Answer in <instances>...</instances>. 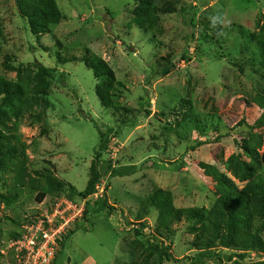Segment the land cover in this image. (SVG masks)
Masks as SVG:
<instances>
[{
  "label": "rangeland",
  "instance_id": "374dc122",
  "mask_svg": "<svg viewBox=\"0 0 264 264\" xmlns=\"http://www.w3.org/2000/svg\"><path fill=\"white\" fill-rule=\"evenodd\" d=\"M169 1L142 27L136 0H56L66 18L34 35L19 0H0V75L25 93L0 97V147L25 143L42 186L0 164V264H27V226L64 206L74 220L53 264H264V248L241 247L246 233L264 240V218L228 210L264 185V0ZM88 48L114 70L113 107ZM100 130L103 177L85 198Z\"/></svg>",
  "mask_w": 264,
  "mask_h": 264
},
{
  "label": "trees",
  "instance_id": "16d2710c",
  "mask_svg": "<svg viewBox=\"0 0 264 264\" xmlns=\"http://www.w3.org/2000/svg\"><path fill=\"white\" fill-rule=\"evenodd\" d=\"M139 2L138 6L134 10L135 21L140 26H145L151 22L153 16H157L161 13H169L174 11L173 3L169 0H136ZM20 9L22 15L26 17L29 21L30 30L34 35H39L43 33H48L53 30V27L59 24V22L66 18L62 14L56 0H19ZM1 28H0V38H1ZM1 52V48H0ZM86 54L83 57V61L86 66L91 69L94 73V76L98 79L106 78L109 80V85L105 90V87L98 86L96 89L97 95L101 99L103 106L113 107L114 105V82H115V73L114 70L110 67L105 59L101 56L91 52L88 48L86 49ZM75 58H72L74 60ZM61 62V60H60ZM24 93V88L21 83L13 82L2 75H0V97L14 98V96H22ZM128 112V110L126 109ZM264 125V115L260 120L257 121L255 126ZM15 135V134H14ZM11 136V138L14 137ZM100 143L98 144L94 160L90 167V178L88 180L87 186L84 191L81 193L85 198L95 195L98 191V184L101 183L103 177V171L100 170L101 157L106 147H103L102 142L103 138L106 137V133H103L100 130ZM7 138V137H6ZM4 138L0 136V142ZM27 145L20 140H15L10 143L6 149H3V144L0 147V164L5 159L10 161V166L16 171L15 179L21 185H26V178L28 183L30 182V187L38 188L42 187L39 185L38 178L32 176L27 169V155H26ZM4 160H2V158ZM111 169V168H110ZM44 189H48L47 187ZM49 191V190H48ZM47 190H40L37 196L38 200L42 202L46 195ZM1 198L7 203L11 202V199L5 193H0ZM148 200L152 203L159 205V201L162 200V196L159 193H153ZM233 206L229 202L228 210L232 211L234 215L244 223H250L251 217L257 215L264 218V185L260 186L256 183H248L241 194L238 195V200L234 202ZM106 200L102 204V209L106 208ZM167 205L169 203H166ZM114 208V207H113ZM191 217H199V210L190 209L186 211ZM72 232V231H71ZM73 233V232H72ZM69 235V234H68ZM229 235H223L221 237L222 243L230 245ZM68 239V236L61 242V245L64 244L65 240ZM242 246L245 247H254V248H264V240L259 234L256 233H246L242 237ZM165 254L169 255L167 250H163Z\"/></svg>",
  "mask_w": 264,
  "mask_h": 264
},
{
  "label": "built area",
  "instance_id": "2783aa9c",
  "mask_svg": "<svg viewBox=\"0 0 264 264\" xmlns=\"http://www.w3.org/2000/svg\"><path fill=\"white\" fill-rule=\"evenodd\" d=\"M64 204L60 206L63 207ZM76 210V215L83 209ZM66 207L57 208L56 213H61V218L54 219L49 214L43 215L34 224L27 226V232L18 241L20 250L26 256L27 264H53L57 248L70 233L74 217L66 218Z\"/></svg>",
  "mask_w": 264,
  "mask_h": 264
}]
</instances>
